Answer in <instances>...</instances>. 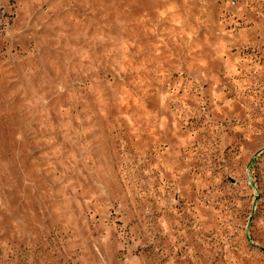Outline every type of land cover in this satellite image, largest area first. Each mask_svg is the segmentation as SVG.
<instances>
[{
    "label": "rangeland",
    "instance_id": "rangeland-1",
    "mask_svg": "<svg viewBox=\"0 0 264 264\" xmlns=\"http://www.w3.org/2000/svg\"><path fill=\"white\" fill-rule=\"evenodd\" d=\"M0 264H264V0H0Z\"/></svg>",
    "mask_w": 264,
    "mask_h": 264
}]
</instances>
